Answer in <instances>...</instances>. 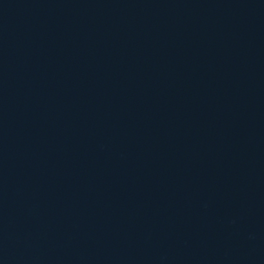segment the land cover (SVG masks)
I'll use <instances>...</instances> for the list:
<instances>
[{"label":"water","instance_id":"water-1","mask_svg":"<svg viewBox=\"0 0 264 264\" xmlns=\"http://www.w3.org/2000/svg\"><path fill=\"white\" fill-rule=\"evenodd\" d=\"M0 264H264V0H0Z\"/></svg>","mask_w":264,"mask_h":264}]
</instances>
